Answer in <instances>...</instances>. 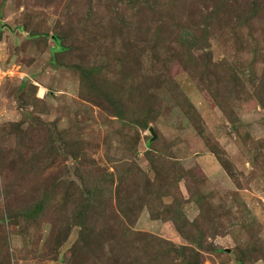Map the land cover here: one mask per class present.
I'll return each mask as SVG.
<instances>
[{
	"label": "rangeland",
	"instance_id": "374dc122",
	"mask_svg": "<svg viewBox=\"0 0 264 264\" xmlns=\"http://www.w3.org/2000/svg\"><path fill=\"white\" fill-rule=\"evenodd\" d=\"M0 264H264V0H0Z\"/></svg>",
	"mask_w": 264,
	"mask_h": 264
},
{
	"label": "trees",
	"instance_id": "16d2710c",
	"mask_svg": "<svg viewBox=\"0 0 264 264\" xmlns=\"http://www.w3.org/2000/svg\"><path fill=\"white\" fill-rule=\"evenodd\" d=\"M50 37L52 39V44H53V46L51 47V49L53 50V53H55V52L57 53V52L63 51L65 49L64 45L60 42V39L56 35H51ZM83 74L88 80H90L89 79V73L83 72ZM89 195H90V198L89 197L87 198V202L86 203H90V200L94 198V195H91L90 192H89ZM44 202H45V200L37 201L35 203V205L32 207V210L30 212H28V215L30 217H33V216L37 215L41 211V209H42V207L44 205Z\"/></svg>",
	"mask_w": 264,
	"mask_h": 264
},
{
	"label": "water",
	"instance_id": "95a60500",
	"mask_svg": "<svg viewBox=\"0 0 264 264\" xmlns=\"http://www.w3.org/2000/svg\"><path fill=\"white\" fill-rule=\"evenodd\" d=\"M149 131L152 133V135H153V138L155 137V133H154V130H153V128L152 127H150L149 128Z\"/></svg>",
	"mask_w": 264,
	"mask_h": 264
}]
</instances>
